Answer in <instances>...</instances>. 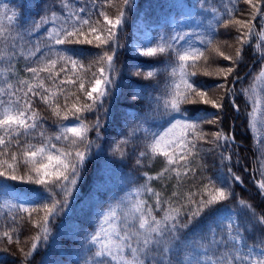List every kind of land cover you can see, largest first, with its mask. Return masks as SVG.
I'll return each instance as SVG.
<instances>
[{"label":"snow or ice","instance_id":"6c2138e0","mask_svg":"<svg viewBox=\"0 0 264 264\" xmlns=\"http://www.w3.org/2000/svg\"><path fill=\"white\" fill-rule=\"evenodd\" d=\"M199 7L204 11L214 14V19L219 23L224 13L217 8L206 6L207 0H198ZM223 4L227 14V19L223 20L225 28L233 27L237 30V43L239 47L235 50V56L225 55L219 47L215 49L216 54L226 60L236 63L242 59L243 46L252 43L253 38L258 42L255 50L264 61V29L257 31L253 23L259 15L264 18L261 12L259 0H244L250 6L248 19H238L235 16V3ZM131 0H122V6L118 10L115 18H110L106 12L100 15L109 26L106 29L105 38L99 33V29L94 26L89 18H84L80 13L85 12L84 8L71 10L70 0H61L60 7L69 9L68 18L58 27H53L47 31L48 38L55 45L62 44H88L95 47L109 46L116 42V30L125 22L126 11ZM109 6L111 0H109ZM49 6L45 9V15H41L38 20L31 23L32 30H39L49 21L55 22L58 17L55 11ZM11 14L8 15V12ZM20 13L10 10L6 5L0 6V43L3 44V51L0 52V59L11 60L15 55L13 49L19 47L20 54L24 55L23 45L18 43L22 40L21 29L23 25L13 27L20 21ZM7 20L5 25L4 20ZM99 24V21L95 22ZM211 23V22H210ZM15 33V34H14ZM88 33L96 34L94 40L88 38ZM187 32L173 30L170 35H161L154 44L138 48L139 55L149 58H156L164 54H173L174 61H168L170 67L169 76L171 82L167 85L169 89L165 96L153 97V111H163L171 115L180 114L182 119H173L169 126L161 132H151L144 127V121L138 122L129 132L128 137L120 140L114 152L121 157L126 155V146L131 143L137 132H144L146 143L143 151L139 152L140 158L149 157L155 159L158 156L164 158V167L155 177L144 173L146 182L133 188L125 197L103 210L95 230L87 237L89 252L91 253L84 260V264H264V215L256 212L251 203L244 199H239L237 204L240 211L247 212L250 219L240 220L235 209H228L229 215H220L224 202L233 197L231 187L224 186L226 181L220 179L218 184L211 177H202L206 183H202L196 191L184 192L181 198L179 186L194 170L190 167L193 158L200 154V151H212L219 148L220 141L234 140V137L225 135L222 132L211 133V139H206L209 134L204 133L202 123L196 119H190L182 111L185 104L211 105L220 109L223 104L218 99H210L207 91L201 90L191 78L197 73L195 69L197 63L205 53L202 49L192 47L179 48L177 43L184 40ZM204 43L209 48L213 45V40L205 38ZM226 46L227 42H225ZM39 51V45L34 51H29L28 56H35ZM115 52L111 54L104 51L99 56L97 63H104L105 67H100L97 72L92 73L93 80L90 90L85 89L83 77L77 73V67L83 72H88L92 65H85L73 58L66 52H55L54 58H42L37 67L28 68L33 79H21L17 84L8 82L9 73H14L15 69L9 65L0 68V76L4 77V84L0 86V189L7 188L8 181H19L23 184L38 185L42 187L43 194L47 195L48 202L37 204L34 202L14 204L5 202V207L18 209L26 213L29 221L38 229L37 234L32 238L31 247L28 251L20 249L24 260L36 251L41 240L47 241L51 234L49 224L50 219L60 215L67 207L68 199L72 190L76 187L81 171L86 160L92 153V141L88 138V133L93 128L100 136V118L93 123L86 122L84 114L97 111L103 107L105 98L110 94V87L114 85L113 59ZM205 57V61H206ZM58 64H61L59 71H55ZM71 65V71L77 75L79 90L83 92L86 100L90 103L73 104L68 111L61 112V105L57 102L59 96H64L65 106H67V95L62 91L55 90V80L61 72H65L67 66ZM161 69L149 70L145 73L137 72L136 75H143L145 79L155 78ZM167 71V69H164ZM234 72V67L220 69L216 74H223L225 77ZM41 73H47L48 79L53 81L54 88H49ZM204 75H212L205 72ZM239 79V77H236ZM77 83L76 80H61L59 84ZM264 67L254 76L253 83L247 89H242L246 98L251 102V111L248 112L249 128L253 132V140L260 150L259 160L261 170H264ZM223 89L224 85H220ZM231 91V89H229ZM43 93V94H42ZM95 94V95H94ZM75 95V94H73ZM39 100L51 109L52 114L61 120H67L69 113L75 120L74 126H67L61 123L59 131L54 136L45 134L42 129L43 119L39 110L33 107V98ZM79 100V97H76ZM105 111H107L105 109ZM195 111V110H194ZM204 123H217L215 120H208ZM36 133L40 143H32V136ZM53 140L63 142L65 147H57ZM201 141H206L213 148L200 149L198 145ZM222 160H231V156L221 153ZM141 159L137 160L140 164ZM23 169V172L21 170ZM231 172V169L228 170ZM264 174V172H262ZM176 179L177 190L162 203V194L149 186L153 179ZM236 181H241L240 176L233 174ZM242 182V181H241ZM257 188L264 196V180L257 181ZM33 192L40 193V189H32ZM150 193L154 200L155 209H160L162 215L157 217L153 205L142 199V195ZM60 196V199H57ZM163 204H167L164 207ZM33 213L40 214L39 220H33ZM15 219V217H13ZM23 219V217L21 218ZM203 224L204 230L196 231ZM259 228L261 234L258 236V243L249 244L246 233H251ZM15 231V230H13ZM6 237L9 243L13 242L12 234L9 231L0 233ZM19 243V241H16Z\"/></svg>","mask_w":264,"mask_h":264},{"label":"trees","instance_id":"16d2710c","mask_svg":"<svg viewBox=\"0 0 264 264\" xmlns=\"http://www.w3.org/2000/svg\"><path fill=\"white\" fill-rule=\"evenodd\" d=\"M256 2L257 0H254V3ZM232 3L236 5V18H250V6L244 3V0H232ZM60 4L61 0H0V6L6 5L10 10L21 14L20 21L13 27H18L19 24L23 25L22 40H18V43L23 45L24 55L20 54L21 49L17 47L13 49L16 55L11 60L0 59V68L11 65L15 69L14 73H9L8 82L17 84L21 79L32 80L33 77L27 71L28 68L37 67L42 58H54L55 52H66L82 62L86 68L88 65H92L88 72H83L77 67V73L84 79L85 89L90 90L89 81L93 80L92 73L97 72L100 67L106 69L104 63H97L99 56L104 51H108L110 54L114 51L115 83L110 87V94L105 98L103 107L84 114L86 122L90 124L97 117L100 118V136H97L95 128L89 131L88 138L93 145L92 153L85 162L76 187L72 190L67 207L60 215L49 220L51 234L48 240L40 241L36 251L28 258L27 262L20 249L28 251L38 229L29 221L26 213L18 209L10 210L0 200V233L9 231L13 238V242L9 243L6 237L0 235V264H84L85 258L91 254L88 250L89 245L86 237L95 230L100 215L107 205L108 197L113 194L126 195L133 188L146 182L144 173L155 177L156 173L164 167L162 156L155 159L139 157V152L145 150L146 143L145 133L142 131L137 132L131 143L126 146L124 157L113 151L116 144L128 137L130 130L138 122L144 121L145 128L158 133L167 128L173 119L183 118L177 113L168 115L163 109L160 111L152 109L153 97L165 96L169 90L167 85L170 84L171 77L167 62L174 61V55L169 53L149 58L133 53L127 47L132 20L137 10L145 5L151 9L160 6L165 13L174 11L176 22L170 31H166L165 35L172 34L173 30L187 32L188 35L177 43V47L183 48L191 45L204 51L207 59L205 61V57H202L196 68L192 69L197 74L191 80L198 88L208 92V98L218 99L223 104L222 108L216 109L211 105L189 103L182 105V111L188 118L196 119L202 123L203 132L209 134L206 139H211L210 134L215 132H222L227 136L234 137V140L228 142L221 140L219 148H213L206 141L200 142L198 150L208 148H213V150L210 152L200 151V154L192 159L190 167L194 170V174L190 173L179 186L181 198L184 192L196 191L202 183H206L202 177H211L218 184L220 179H223L226 181L224 186L230 185L234 195L232 199L224 202L223 206H217L222 208L221 216L227 217L228 209L231 208L236 210L240 220L250 219L247 212L240 211L237 204L239 199L248 201L257 213L264 215V196H261L256 184L257 181L264 180V174H262L264 170L260 168V150L256 146L253 132L249 128L247 114L252 110L251 102L242 91L253 83L254 76L264 67V61L255 50V44L258 42L255 38L251 44L243 46L242 59L235 66L232 61L216 54L215 49L219 47L226 56H235V50L239 47L236 39L237 30L233 27L225 28L223 24V20L228 17L222 5L228 4L231 7L232 4L229 3V0H207L206 6L215 7L224 13L219 23L213 18V13L199 7L198 0H131V4L125 9L127 13L125 22L116 30V42L104 47L78 43L53 44L47 36V31L63 23L69 13V9L61 8ZM70 4L72 11L84 8L85 12L80 15L89 18L100 30L98 34L105 38L106 29L109 26L100 13L106 12L110 18L114 19L122 6V0H111L113 6H109V0H70ZM51 5H55L51 10L55 11L60 19L55 22L49 21L39 30H32V21L45 15V9ZM259 7L261 12H264V0H259ZM10 14L11 11L8 12V15ZM96 21H99V24H96ZM4 23L7 25L6 19ZM253 23L257 31L264 29V18L261 16L258 15ZM164 27L169 26L165 24ZM95 35L88 33V38L94 40ZM209 37L213 40L211 48L204 43L205 38ZM158 39L159 37L155 39L154 43ZM225 42L230 47L226 46ZM37 45H39V51L35 56H28L27 53L30 50L34 51ZM2 51L3 44L0 43V52ZM61 66L58 64L55 71H59ZM230 67H234V72L231 75L225 77L223 74H216L220 69L226 70ZM153 69H161L153 79H145L143 75H136L137 72L145 73ZM205 72L213 74L204 75ZM40 75L49 88H54L53 81L48 79L47 73ZM67 79L76 80L77 83L75 85L64 84L63 86L59 84L61 80ZM79 82L78 76L71 71V65H68L66 71L61 72L56 78L55 90L62 91L68 97L67 106H65L64 96H59L57 99L61 105L62 113L71 109L73 104L90 103L86 100L83 92L79 90ZM3 84L4 77L0 76V86ZM220 85H224V88L221 89ZM261 87L264 88V84ZM261 94L264 95V92ZM77 96L79 100L76 99ZM33 107L39 110L43 118L41 120L42 129L48 136L57 134L61 123L70 127L74 126L75 117L71 113L67 120H61L54 116L51 109L43 104L38 97L33 98ZM208 120H215L217 123H204ZM32 136L36 138H30V142H41L36 133H32ZM53 143L58 148L65 147L67 150L65 143L55 140ZM221 153L231 156V160H222ZM138 159L142 160L140 164L137 163ZM229 169L231 172L228 171ZM233 174L240 176L242 182L236 181ZM8 185L24 193L28 201L34 202L33 207L48 202L47 195L43 194L41 186L23 184L19 181H8ZM149 186L162 194V203L163 200L171 196L173 191L177 190V182L174 177L172 179H153L149 182ZM32 189H40V193L33 192ZM0 193L6 194V188L0 189ZM60 198L57 196V199ZM141 198L146 200L149 205H153L157 217L163 214L160 209H155V198L150 193L143 194ZM163 206L167 207V204H163ZM22 217L23 219H21ZM41 217L42 213H33L32 219L39 220ZM204 227L201 224L196 231H202ZM260 234L259 228L254 229L251 233H246L248 243H258ZM17 240L19 243L16 242Z\"/></svg>","mask_w":264,"mask_h":264},{"label":"rangeland","instance_id":"374dc122","mask_svg":"<svg viewBox=\"0 0 264 264\" xmlns=\"http://www.w3.org/2000/svg\"><path fill=\"white\" fill-rule=\"evenodd\" d=\"M175 22L174 11L170 13H165L162 11L160 6L151 9L147 5L143 6V9L139 10L136 17L133 19L131 23L132 33L130 36V40L128 42V47L130 50L137 52L136 49L148 46L150 43H153V39L155 37V28L159 27L160 31H158L157 35H164L163 25L168 23L173 25ZM81 188V186H80ZM9 193H12V188H6ZM18 192L14 191L13 194H17ZM125 197V195L113 194L108 199L107 205L105 209L114 204L116 201L121 200ZM0 200L11 203H21L25 202L27 199L22 198V200L14 199L5 196V194H0Z\"/></svg>","mask_w":264,"mask_h":264}]
</instances>
